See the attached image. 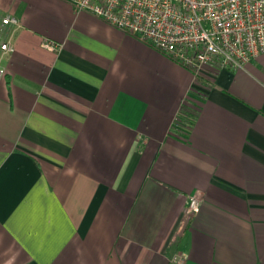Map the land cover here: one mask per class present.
<instances>
[{
	"label": "crops",
	"instance_id": "1",
	"mask_svg": "<svg viewBox=\"0 0 264 264\" xmlns=\"http://www.w3.org/2000/svg\"><path fill=\"white\" fill-rule=\"evenodd\" d=\"M8 16L0 264H264V56L195 80L62 0Z\"/></svg>",
	"mask_w": 264,
	"mask_h": 264
},
{
	"label": "built area",
	"instance_id": "2",
	"mask_svg": "<svg viewBox=\"0 0 264 264\" xmlns=\"http://www.w3.org/2000/svg\"><path fill=\"white\" fill-rule=\"evenodd\" d=\"M150 46L199 80L207 70L245 68L264 56V0H62ZM19 27L14 17L1 28ZM47 50L60 46L45 41ZM2 54L14 47L0 42ZM3 71L0 68V79ZM200 199L188 200L185 214L199 211Z\"/></svg>",
	"mask_w": 264,
	"mask_h": 264
}]
</instances>
